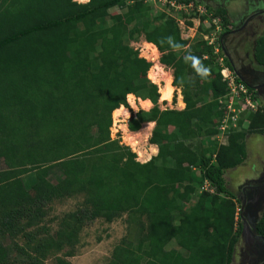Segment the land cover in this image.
<instances>
[{"label": "trees", "instance_id": "1", "mask_svg": "<svg viewBox=\"0 0 264 264\" xmlns=\"http://www.w3.org/2000/svg\"><path fill=\"white\" fill-rule=\"evenodd\" d=\"M114 8L122 12L109 14ZM151 8L144 0H0V161L6 166L0 170V237L24 240L14 246L21 260L0 242V264H45L49 257L71 264L67 258L84 227L123 215L136 242L123 239L108 264H234L241 203L225 175L244 163L247 136H264V105L245 121L237 118L239 130L231 127L227 145H202L226 116L230 89L220 75L222 54L200 35L176 58L186 41L173 19L151 17ZM206 9L208 19L225 20L224 10ZM141 36L173 68L183 110L156 105L162 85L147 77L152 61L130 47ZM256 57L264 60V36ZM138 100L154 104L128 122L131 132L155 123L149 144L158 153L147 163L136 161L124 138L122 144L110 138L112 117ZM56 168L63 178L53 184L48 178ZM32 172L36 183L27 189L22 176ZM196 184L212 191H197ZM75 196H82L79 208L64 215L52 235L41 225L46 208ZM257 231L264 237V211Z\"/></svg>", "mask_w": 264, "mask_h": 264}, {"label": "rangeland", "instance_id": "2", "mask_svg": "<svg viewBox=\"0 0 264 264\" xmlns=\"http://www.w3.org/2000/svg\"><path fill=\"white\" fill-rule=\"evenodd\" d=\"M145 2L150 3L152 6L150 11L151 17L155 18L158 17L160 13H164L165 19L166 18L173 19L174 23H176L178 27L180 38L186 41V46L181 50H177L175 52L176 58L180 57L181 54L186 53L190 49V47L197 42L200 35L202 36L203 39L205 35L206 36L208 35L211 39H213V41L215 42V46L217 47L216 38H219L220 36L221 26H218L219 24L217 22H213L214 19L210 20L207 18V16L210 18V14L209 12L207 14V9L201 2L187 1L186 3H182L185 5V7L181 6L182 4H176L173 3L172 1L169 2V0H150V1L145 0ZM177 3H181V2L178 1ZM220 3H224V2L220 1ZM188 4H191L192 6L187 7L186 5ZM179 5L181 6L180 8H178ZM228 7L231 8L232 5L230 4L228 5ZM121 12L122 11L118 8L109 10V14L111 15ZM204 18L205 21H203ZM109 23L110 21L108 20L107 24ZM209 40L206 39V42H208ZM130 47H133L134 50H137L139 54L141 53L144 59H146L147 61H152V66L157 63L158 66H161V69L164 71V73L167 74V77H161L158 81V83L162 85L156 103L159 110L160 111L183 110L184 102L182 96V87L175 86L173 83L174 82L173 68L169 67L168 65H164L160 62L163 53H161L159 49H157L153 44L146 42L143 36H141L137 42L130 43ZM153 53H155L156 56H152ZM221 64L223 66H220V75L222 76L221 71L225 69V66L223 63ZM152 66L150 67L147 74L148 79L150 72L152 70ZM227 73L228 75H230V77H234L232 73L226 71V74ZM149 80L152 81L151 79ZM156 87L158 92L159 87L158 86ZM244 89L245 88L243 87V90ZM236 93L232 94L230 92V97L232 95L233 97H231V99L230 97L226 99L227 102L230 100L232 104L231 108L229 109L226 108V117H225L226 122L225 123L223 122L221 126L218 125L217 134L213 137H207L206 139H204V143L202 142V145L203 144L208 146L214 145L215 143L214 141L217 142L215 144H218V146L227 145L229 142L228 139L231 130L232 129L239 130L238 126L237 127L234 126L235 123L232 121V117L238 118V120L241 119L245 121L247 120V116L249 115L250 110L254 111L256 107L258 108L259 106H261V103L258 100L251 99L250 95H252V93H249L247 91L243 99L242 97H240V94L242 92L238 93V95H236ZM179 96L181 98V106H179L178 104ZM209 99L210 98H208L207 101H209ZM245 99L249 100L250 106L247 104ZM227 104L228 103L224 105L227 107ZM126 107L129 109L128 112L130 113V116L131 115L135 116L136 113L140 110L148 111L152 109L154 107V104L149 102V108L145 110L142 108L141 101L138 100L137 102L134 101V108H131L130 104L128 105V103ZM128 122L129 119L125 123L127 129H128ZM113 125H114V121L112 117V124L110 127V138L113 140H118L120 144H122V138H124L125 143L129 146L128 140L124 136V134L118 131H116V133L112 132L111 128L113 127ZM142 127L143 126L141 125L140 130L142 129ZM152 127L147 132V136H145V142L147 145H150L149 139L154 129ZM243 127L246 128L247 124L244 123ZM198 143L199 141L194 142L195 145ZM245 143L247 149V156L244 163L235 169L227 171V174L225 175L228 189L232 191V193H234L237 196V198H239L240 189L242 186H244L245 181L250 179H256L258 177V174L260 173V167L264 165V136L255 133L249 134L246 138ZM157 152L158 151H156V153L151 158L155 157L157 155ZM136 161H138L137 156H136ZM138 162L146 163L140 161ZM5 169H6L5 164L3 163V161H0V170H5ZM62 178H63L62 171L56 168L53 169V171H51L48 179L51 183L56 184ZM22 181L24 183V186L27 189H29L34 183H36V178L34 176V173L32 172L23 175ZM199 186L200 185L196 184L197 191H201V190H205L209 192L212 191L209 188V185L207 184H203L200 187ZM194 198L195 196H191L188 203L189 205L187 207H190V205L193 204L195 200ZM81 202H82V196H75L69 199L54 202L53 204H51L46 208L47 216L44 218V221L42 222L41 225H45V227L50 229L52 235H54L62 217L68 213L76 211V209L79 208ZM240 208H241V204H239L237 209V214H236L237 223L240 220V213H241ZM235 229L237 230L238 227ZM123 239L131 242H136V234L134 228L131 227V225H128V223L126 222L125 215H123L118 219H115L110 223H106L102 219L95 220L93 223L87 225L81 230V232L78 235L76 244L72 249L73 256L67 258V260L71 264H108L109 261L111 260L114 248L118 244H120ZM0 242L9 251L10 255L13 258L18 260L22 259L21 254L17 253L14 248L15 244L22 245L24 243L22 237H17L16 239H12L10 236H3L0 237ZM174 246L175 244L172 242L170 243L169 247L172 248ZM68 251H70V249L64 250L59 255H62L63 253H66ZM54 262H55L54 257H49L44 261L45 264H55ZM233 263L239 264V260L237 256V248L233 255Z\"/></svg>", "mask_w": 264, "mask_h": 264}, {"label": "flooded vegetation", "instance_id": "3", "mask_svg": "<svg viewBox=\"0 0 264 264\" xmlns=\"http://www.w3.org/2000/svg\"><path fill=\"white\" fill-rule=\"evenodd\" d=\"M199 1L205 7L222 9L225 12L224 19H214L221 26V33L217 38L219 53L222 54V62L225 58L231 69L229 73L235 78L238 84L252 93L261 105H264V60L256 57L258 40L264 36V0H180ZM224 2V3H220ZM232 5L231 8L228 5ZM219 28V27H218ZM264 174V165L260 167V173L256 179L245 181L244 186L257 180ZM241 221V220H240ZM242 225V223H241ZM243 226H241L242 231ZM247 233L241 235L236 245L239 264H261L264 255V245L256 242ZM252 235V234H251ZM248 241V244L246 243ZM249 241L253 244H250ZM255 242V243H254ZM235 248V250H236ZM259 259V260H258Z\"/></svg>", "mask_w": 264, "mask_h": 264}, {"label": "bare ground", "instance_id": "4", "mask_svg": "<svg viewBox=\"0 0 264 264\" xmlns=\"http://www.w3.org/2000/svg\"><path fill=\"white\" fill-rule=\"evenodd\" d=\"M76 1H84V0H76ZM152 56H156V54L153 53ZM161 77H167V74L164 73V71L161 69V66H158V64L156 63L152 66V70L150 72L149 79H151L153 82H158ZM141 103H142L143 109L146 110L149 108V102L148 101L144 100V101H141ZM178 104H179V106H181L180 96L178 98ZM130 106H131V108H134V103H131ZM129 118H130L129 112H125L119 116L113 117L114 125L112 127V130L115 132L118 131V132L124 134V136L128 140L129 146H131L130 148H131L132 152L137 156V160L140 162H146L157 151L155 146L147 145L145 142V136H147V132L151 129V127L153 126V123L152 122L151 123H144L142 125L143 126L142 129L140 131L134 133V132L129 131L125 125V123L127 122V120Z\"/></svg>", "mask_w": 264, "mask_h": 264}, {"label": "water", "instance_id": "5", "mask_svg": "<svg viewBox=\"0 0 264 264\" xmlns=\"http://www.w3.org/2000/svg\"><path fill=\"white\" fill-rule=\"evenodd\" d=\"M251 183L253 185L242 188V195L239 196L241 203L240 220L243 226L241 235L249 233V236H252L256 242H261L264 245V237L259 235L257 231V225L264 211V174H261L257 180ZM246 243L248 244V241ZM249 243L253 244L250 241ZM261 258L260 262L264 264V255Z\"/></svg>", "mask_w": 264, "mask_h": 264}, {"label": "built area", "instance_id": "6", "mask_svg": "<svg viewBox=\"0 0 264 264\" xmlns=\"http://www.w3.org/2000/svg\"><path fill=\"white\" fill-rule=\"evenodd\" d=\"M146 1H150V0H146ZM170 2V1H169ZM173 3H176V4H182V3H177V1H172ZM173 5V4H172ZM181 6H183V7H185V5L184 4H182ZM180 5L178 6V8H180L181 7ZM187 7H191L192 5L191 4H188V5H186ZM204 39L206 40H209L208 41V45H212L213 43H215L214 41H213V39H211L208 35L206 36H204ZM216 40H217V38H216ZM216 52H218V46L215 48V53ZM221 60V59H220ZM221 63H222V60H221ZM226 71H228V69H223L222 71H221V74H222V76H223V81L224 82H226L227 83V86H228V88L230 89V92L232 93V94H234V93H236V95H238V93H241L242 92V94H246V89H244L243 90V87L244 86H241V84H238V83H236V81H235V78L234 77H230V75H228V73L226 74ZM223 72H225L224 74H223ZM231 97H233V95L231 96ZM231 99V98H230ZM245 101L247 102V104L250 106V103H249V100H247V99H245ZM230 103V104H229ZM231 101L229 100V102H228V106H227V108L229 109V108H231ZM253 108V107H252ZM236 120H237V118H234V117H232V121L235 123L236 122ZM224 123L226 122V118H225V120L223 121ZM222 122V123H223ZM234 126H236V124L234 125Z\"/></svg>", "mask_w": 264, "mask_h": 264}, {"label": "clouds", "instance_id": "7", "mask_svg": "<svg viewBox=\"0 0 264 264\" xmlns=\"http://www.w3.org/2000/svg\"><path fill=\"white\" fill-rule=\"evenodd\" d=\"M145 1V0H144ZM179 0H177V2H178ZM217 43V42H216ZM213 46H215V43H213L212 44ZM215 48H216V46H215ZM217 54L219 53V50H218V52H216ZM192 60H193V64L194 65H199V60L197 59V58H195V57H192L191 58ZM225 69H227V68H225ZM198 71H200L202 74H204V75H207L208 74V69L207 68H203V67H200V68H198ZM237 83V82H236ZM229 102V101H228ZM227 102V103H228ZM185 105V104H184ZM227 106H228V104H227ZM227 108V107H226ZM184 109V108H183ZM149 111V110H148ZM131 117V116H130ZM226 117V116H225ZM225 120V118L220 122V126H221V124H222V122ZM229 122V121H228ZM236 127V126H235ZM234 127V128H235ZM158 153V152H157ZM152 159V158H151ZM150 159V160H151ZM150 160H148V161H150ZM147 161V162H148ZM138 162V161H137ZM146 162V163H147Z\"/></svg>", "mask_w": 264, "mask_h": 264}, {"label": "crops", "instance_id": "8", "mask_svg": "<svg viewBox=\"0 0 264 264\" xmlns=\"http://www.w3.org/2000/svg\"><path fill=\"white\" fill-rule=\"evenodd\" d=\"M74 1H76V0H74ZM88 1H89V0L76 1V2H79V3H83V4H84V3H87ZM134 97H135V96H134ZM135 98H136V97H135ZM137 99H140V98H137ZM152 106H153V105H152ZM184 107H185V105H184ZM184 107H183V108H184ZM143 124H144V123H143ZM143 124H142V125H143ZM154 126H155V123H153V127H152V128H154ZM151 146H152V145H151ZM153 146H155V145H153ZM155 147H156V150H157V146H155ZM157 151H158V150H157Z\"/></svg>", "mask_w": 264, "mask_h": 264}]
</instances>
